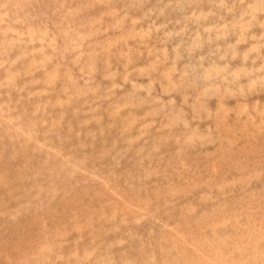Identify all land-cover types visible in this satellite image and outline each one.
I'll return each instance as SVG.
<instances>
[{"label":"rangeland","instance_id":"1","mask_svg":"<svg viewBox=\"0 0 264 264\" xmlns=\"http://www.w3.org/2000/svg\"><path fill=\"white\" fill-rule=\"evenodd\" d=\"M0 264H264V0H0Z\"/></svg>","mask_w":264,"mask_h":264}]
</instances>
